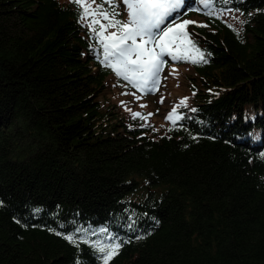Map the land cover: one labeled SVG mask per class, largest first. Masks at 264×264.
Returning a JSON list of instances; mask_svg holds the SVG:
<instances>
[{"label": "trees", "instance_id": "trees-1", "mask_svg": "<svg viewBox=\"0 0 264 264\" xmlns=\"http://www.w3.org/2000/svg\"><path fill=\"white\" fill-rule=\"evenodd\" d=\"M104 7L127 20L125 0ZM180 13L211 55L176 61L194 75L173 127L113 105L110 86L144 95L71 0H0V264H102L63 238L77 229L123 242L110 264H264V0Z\"/></svg>", "mask_w": 264, "mask_h": 264}, {"label": "snow or ice", "instance_id": "snow-or-ice-1", "mask_svg": "<svg viewBox=\"0 0 264 264\" xmlns=\"http://www.w3.org/2000/svg\"><path fill=\"white\" fill-rule=\"evenodd\" d=\"M71 2L78 9L79 21L90 30L100 45L103 57L101 62L111 68L118 77L141 91L150 92L157 89L160 74L167 62L165 57L202 64L207 63L206 57L211 55L201 50L193 39L194 34L188 31V25L195 24V21L177 22L185 0H125L128 9V18L125 21L117 18L119 13L114 8L104 7L105 4L111 5L112 0H100V3L96 0ZM224 2L228 3L229 0ZM199 3L205 9H209L211 0H199ZM227 11L231 12L230 9ZM173 13L176 15L173 16ZM206 14L213 16L215 12L210 10ZM228 26L232 27L231 24ZM181 106H187V98L181 99L165 117L173 127L184 118L177 111ZM131 115L134 119L147 120V116L139 112H132ZM150 115L152 114L149 113L148 116ZM261 158L264 159V156ZM76 232L82 234L80 239L74 234L63 235V238L77 247L80 243L90 244L99 254L102 264H110L122 247L123 242L117 241L114 237L107 238L111 242H90L83 229H77ZM55 234L62 235L60 232Z\"/></svg>", "mask_w": 264, "mask_h": 264}, {"label": "rangeland", "instance_id": "rangeland-1", "mask_svg": "<svg viewBox=\"0 0 264 264\" xmlns=\"http://www.w3.org/2000/svg\"><path fill=\"white\" fill-rule=\"evenodd\" d=\"M179 17H177V21L182 22L185 20ZM225 19L234 29L239 30L241 28L242 17L238 13L228 14ZM187 20L195 21L197 24L202 21V19L195 15H192ZM188 31H191L190 27H188ZM170 61L171 63L166 67V70L161 72L160 83L157 89L154 90V93L152 91L143 92L131 85L133 90H137L144 96L134 95L129 90L126 93L121 92V94L125 95H120L114 86L109 85L108 98L115 107L117 106L125 110L130 109L131 111L135 110L139 113L143 112V114L151 113L152 116L149 117L151 121L160 117L157 115L159 111L163 112V118L165 119L173 107L178 105L179 101L189 94V87L191 85L190 77L194 75V70L190 65H177L176 60L171 59ZM145 122L147 120H144Z\"/></svg>", "mask_w": 264, "mask_h": 264}]
</instances>
